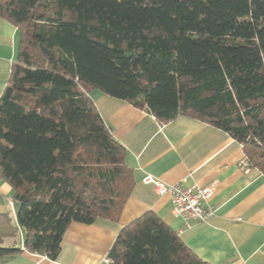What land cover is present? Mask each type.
Wrapping results in <instances>:
<instances>
[{"label": "trees", "instance_id": "obj_1", "mask_svg": "<svg viewBox=\"0 0 264 264\" xmlns=\"http://www.w3.org/2000/svg\"><path fill=\"white\" fill-rule=\"evenodd\" d=\"M21 32L0 97V170L25 249L56 259L72 222L118 221L136 178L92 89L161 122L203 120L264 174V0H0ZM0 261L17 230L0 216ZM7 225V226H6ZM112 264H211L156 212L125 225Z\"/></svg>", "mask_w": 264, "mask_h": 264}, {"label": "crops", "instance_id": "obj_2", "mask_svg": "<svg viewBox=\"0 0 264 264\" xmlns=\"http://www.w3.org/2000/svg\"><path fill=\"white\" fill-rule=\"evenodd\" d=\"M20 40V29L0 18V97L18 58ZM90 96L114 137L125 146V163L136 178L120 220L99 217L91 224L72 222L56 259L25 249L21 227L20 242L4 235L2 243L10 240L8 246L23 251L0 264H112L109 252L120 230L148 211L156 212L192 251L211 264H264V174L248 167L238 140L186 115L161 122L146 110L97 88ZM147 175L167 183L211 187L205 204L216 208L215 215L199 221L174 214L171 196L159 195L153 183L144 181ZM17 213L14 189L0 170V216H7L16 230Z\"/></svg>", "mask_w": 264, "mask_h": 264}, {"label": "built area", "instance_id": "obj_3", "mask_svg": "<svg viewBox=\"0 0 264 264\" xmlns=\"http://www.w3.org/2000/svg\"><path fill=\"white\" fill-rule=\"evenodd\" d=\"M144 181L153 183L159 195L171 196L173 212L178 216L207 221L216 213L214 206L205 204L211 194V187L186 186L183 182L167 183L152 175H147Z\"/></svg>", "mask_w": 264, "mask_h": 264}, {"label": "rangeland", "instance_id": "obj_4", "mask_svg": "<svg viewBox=\"0 0 264 264\" xmlns=\"http://www.w3.org/2000/svg\"><path fill=\"white\" fill-rule=\"evenodd\" d=\"M16 228H17V232H16V235H15V240H16V242H17V241L20 242L23 230H22L21 226L19 225V222L16 223ZM10 243H11V242H10V240H9V241H7V242L4 244V246H8ZM17 244H19V243H17Z\"/></svg>", "mask_w": 264, "mask_h": 264}]
</instances>
